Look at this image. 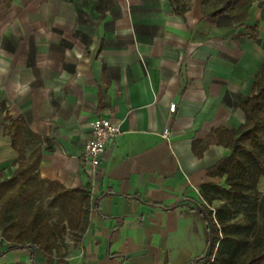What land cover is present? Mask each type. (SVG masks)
<instances>
[{
  "label": "crops",
  "instance_id": "obj_1",
  "mask_svg": "<svg viewBox=\"0 0 264 264\" xmlns=\"http://www.w3.org/2000/svg\"><path fill=\"white\" fill-rule=\"evenodd\" d=\"M217 1L0 0L11 65L0 77V178L18 157L5 126L22 120L41 139L40 179L88 189L81 250L67 264H194L205 254L200 187L224 186L209 172L230 153L216 133L244 122L240 104L264 64V0L207 16ZM17 84L29 85L23 97ZM96 119L120 134L88 173L82 149ZM255 188L264 194V175ZM5 246L0 264H48Z\"/></svg>",
  "mask_w": 264,
  "mask_h": 264
},
{
  "label": "trees",
  "instance_id": "obj_2",
  "mask_svg": "<svg viewBox=\"0 0 264 264\" xmlns=\"http://www.w3.org/2000/svg\"><path fill=\"white\" fill-rule=\"evenodd\" d=\"M252 0H218L209 17L246 12ZM240 107L244 122L237 130L216 133L217 143L229 149V156L210 170L224 177V186L200 187L198 213L205 224L207 253L194 264H264V194L257 192V178L264 175V64L255 77L251 92ZM5 133L17 151L10 178H0V239L6 250L40 251L48 264L59 251V230L50 223L39 198L44 185H56L63 196H77L84 203L85 228L88 224L87 188L65 189L41 180L38 172L41 139L22 120H9ZM36 145L29 156L25 147ZM64 261V260H63ZM55 264H67L60 262Z\"/></svg>",
  "mask_w": 264,
  "mask_h": 264
},
{
  "label": "rangeland",
  "instance_id": "obj_3",
  "mask_svg": "<svg viewBox=\"0 0 264 264\" xmlns=\"http://www.w3.org/2000/svg\"><path fill=\"white\" fill-rule=\"evenodd\" d=\"M39 201L50 223L59 230V251L53 260H75L81 250L85 228L83 201L77 196H63L56 185H44Z\"/></svg>",
  "mask_w": 264,
  "mask_h": 264
},
{
  "label": "built area",
  "instance_id": "obj_4",
  "mask_svg": "<svg viewBox=\"0 0 264 264\" xmlns=\"http://www.w3.org/2000/svg\"><path fill=\"white\" fill-rule=\"evenodd\" d=\"M169 113L175 111V104L168 107ZM90 138L83 144L81 162L86 166L87 172L92 173L99 167L103 155L110 142L119 134L118 126L108 119H96L89 124ZM168 129H164L162 137L166 139Z\"/></svg>",
  "mask_w": 264,
  "mask_h": 264
},
{
  "label": "clouds",
  "instance_id": "obj_5",
  "mask_svg": "<svg viewBox=\"0 0 264 264\" xmlns=\"http://www.w3.org/2000/svg\"><path fill=\"white\" fill-rule=\"evenodd\" d=\"M10 62L7 54L0 51V77L6 76L8 74L10 68ZM29 91L28 84H17L16 86V95L19 97H23ZM223 154V149L220 148L217 150V156H221Z\"/></svg>",
  "mask_w": 264,
  "mask_h": 264
},
{
  "label": "water",
  "instance_id": "obj_6",
  "mask_svg": "<svg viewBox=\"0 0 264 264\" xmlns=\"http://www.w3.org/2000/svg\"><path fill=\"white\" fill-rule=\"evenodd\" d=\"M207 249H208V248H206V251H205V254H204V255H206V253H207Z\"/></svg>",
  "mask_w": 264,
  "mask_h": 264
}]
</instances>
